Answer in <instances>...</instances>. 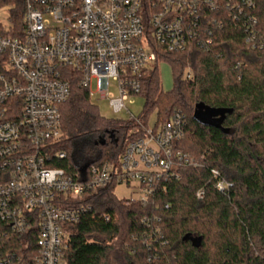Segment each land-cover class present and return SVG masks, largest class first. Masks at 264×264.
<instances>
[{"label":"built area","instance_id":"obj_1","mask_svg":"<svg viewBox=\"0 0 264 264\" xmlns=\"http://www.w3.org/2000/svg\"><path fill=\"white\" fill-rule=\"evenodd\" d=\"M253 5L254 0H23L15 19L0 0V264H65L72 226L89 210L81 204L87 192L124 185L143 197L123 201L145 204L181 180L182 169L200 167L177 148L186 126L180 112L154 128L130 113L139 136L117 161L69 173L54 166L66 158L55 150L63 137L62 107L78 86L92 100L111 96L114 112L123 111L126 101L141 96L158 48L183 52L190 42H202L206 23L248 20ZM112 80L117 97L110 93ZM211 174L218 192L231 190L217 170ZM196 197L203 199L204 191ZM32 229L38 237L34 252L13 253L10 235Z\"/></svg>","mask_w":264,"mask_h":264},{"label":"trees","instance_id":"obj_2","mask_svg":"<svg viewBox=\"0 0 264 264\" xmlns=\"http://www.w3.org/2000/svg\"><path fill=\"white\" fill-rule=\"evenodd\" d=\"M3 3L16 19L23 0ZM221 18L223 26L206 23L202 42H190L183 52L158 48L140 94L146 101L144 122L153 112L159 124L178 112L185 118L177 148L200 167L182 169L181 180L145 204L119 200L113 187L87 192L81 204L89 210L72 226L65 264H264V0L248 7L246 26L242 20ZM163 62L172 69L169 92L161 82ZM199 105L228 111L221 129L193 119ZM61 113L63 137L55 150L66 158L54 166L69 173L117 161L139 136L133 121L103 118L78 86ZM213 169L232 183L228 193L215 189ZM199 190L204 191L201 200ZM34 230L11 234L9 249L32 254L38 244Z\"/></svg>","mask_w":264,"mask_h":264},{"label":"rangeland","instance_id":"obj_3","mask_svg":"<svg viewBox=\"0 0 264 264\" xmlns=\"http://www.w3.org/2000/svg\"><path fill=\"white\" fill-rule=\"evenodd\" d=\"M7 10V8H5ZM6 13L1 12V18H6ZM159 71L161 75V82L165 92H169L174 87V79L172 74L171 66L166 63L159 64ZM95 89V87H94ZM110 93L117 97L119 95L118 87L116 86L115 82L111 81L110 86ZM111 96H108L106 99H102L101 97H95L92 102L98 108L101 116L110 121H129L131 118V114L135 117H141L144 109L146 101L141 96H136L130 98L128 101L125 102V109L121 112L115 113L112 107L110 106V99ZM131 113V114H130ZM158 123V118L156 112L151 113L147 118V125L150 128H154ZM133 131V130H132ZM134 132V131H133ZM115 195L118 197L119 200H140L143 195L141 193L131 194L124 185H119L114 189Z\"/></svg>","mask_w":264,"mask_h":264},{"label":"water","instance_id":"obj_4","mask_svg":"<svg viewBox=\"0 0 264 264\" xmlns=\"http://www.w3.org/2000/svg\"><path fill=\"white\" fill-rule=\"evenodd\" d=\"M227 112L226 109L199 105L194 111L193 119L203 126L221 129ZM110 139L114 144L117 143V139H115L113 134H110ZM102 144H105V140L102 141ZM87 167L84 166L80 171L84 173Z\"/></svg>","mask_w":264,"mask_h":264}]
</instances>
